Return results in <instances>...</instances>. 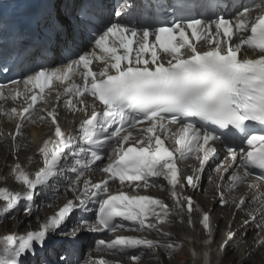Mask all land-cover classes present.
Masks as SVG:
<instances>
[{
  "label": "snow or ice",
  "instance_id": "1",
  "mask_svg": "<svg viewBox=\"0 0 264 264\" xmlns=\"http://www.w3.org/2000/svg\"><path fill=\"white\" fill-rule=\"evenodd\" d=\"M132 7L130 0H118L108 15L122 18ZM191 7L187 0H152L143 6V15L151 18L171 13L175 18L161 25L107 22L100 28L91 9L73 4L75 11L68 14L76 21L74 28L95 29L85 50L62 67L41 66L20 80H10L7 95L6 86L0 85V99L24 101L19 110L0 106L4 115L16 120L14 142L25 122L35 123L34 117L50 120L53 128L34 154L41 158L37 169L30 172L20 163L11 167L10 177L22 191L0 185V219L20 211L22 202L25 216L31 217L30 203L37 189L59 183L66 173L76 176L67 186L74 198L38 221L37 229L0 238V264H23L26 256H34L37 247L43 249L50 240L65 235L79 239L85 232H114L123 229L125 222L137 226V231L161 235L147 218L154 216L158 223L163 222L169 207L155 197L138 194L139 190L154 186L159 179L166 181L173 206L190 217L194 202L182 194L185 182L193 189L199 187L206 164L218 154L216 144L231 161L227 166L217 165V171L242 169L228 176L230 189L254 170L259 171L258 179L264 180V4L256 6L253 16V8L233 0V12L228 16L214 12L207 18L185 14ZM49 21L51 31L66 34L52 12ZM245 46L255 53L254 58L244 55ZM18 55H25L24 50ZM94 62L103 64L98 72L91 67ZM53 81L67 82L63 92L56 93L57 102L62 100L71 113L85 115L75 131L62 130L57 119L59 103L50 110L36 107L38 101L47 103L45 88ZM105 149L109 162L100 169L104 178L96 183L85 179L81 187L84 171L103 161ZM89 154L91 159L86 161ZM188 158L198 161L196 171L200 174L182 175L187 169L179 168L177 162ZM117 180L121 190L110 192L109 182ZM125 184L137 194L122 190ZM219 195L223 206L224 193ZM244 203L242 197L237 209ZM76 211L93 213L95 223L82 215L69 228L68 221ZM258 213H249L243 223L252 224L253 230L264 227V206ZM199 222L211 232L209 212L202 211ZM235 237V232L228 231L222 246L227 248ZM95 246L118 253L144 248L169 252L175 247L127 235L96 240ZM130 259L136 262L140 256ZM59 264H67V260L61 258ZM89 264L106 262L99 258Z\"/></svg>",
  "mask_w": 264,
  "mask_h": 264
},
{
  "label": "bare ground",
  "instance_id": "2",
  "mask_svg": "<svg viewBox=\"0 0 264 264\" xmlns=\"http://www.w3.org/2000/svg\"><path fill=\"white\" fill-rule=\"evenodd\" d=\"M36 129L34 130H30L29 133L31 134L30 135V139L32 140H37L39 139L40 137H38L39 135L43 134L45 132V130L43 128H41V125L38 124L35 126ZM0 159L4 160L5 159V156L2 155V148L0 146ZM4 187L12 190L14 188V185L12 183H5L3 184ZM215 213L213 210L210 211V216L212 218H216V216L214 217ZM228 213H224V216H227ZM215 222L218 223L217 227L216 228H219L221 225H222V222L223 220H217L215 219ZM170 229L172 230V233L175 234L177 232V227L175 226V222L173 223H170ZM176 235V234H175ZM170 238V237H169ZM218 238L217 235L214 234V241L213 242H209L208 244H214V242L216 241V239ZM174 239H176V237H174ZM191 241H193V239H191ZM207 244V245H208ZM175 249H177L178 244H175L174 245ZM247 245L244 247V242H241V244H236L234 245V247H232V252H230L229 254V257H227L226 259H222V258H216L212 264H242L243 262H248V264H264V257L263 258H260V255L262 254V252L264 251V248H259V250L257 252H254V253H248V250H247ZM225 249L222 248V251L220 254H222V252H225L224 251ZM246 251V255H242V253ZM161 254H163V251L160 252ZM179 254V253H178ZM174 257V256H173ZM176 257H179L178 255ZM231 258V261L233 260V262L231 263H227V259L230 260ZM185 262L187 263V261L184 260V264ZM178 263H182V261L180 260V258H178Z\"/></svg>",
  "mask_w": 264,
  "mask_h": 264
},
{
  "label": "rangeland",
  "instance_id": "3",
  "mask_svg": "<svg viewBox=\"0 0 264 264\" xmlns=\"http://www.w3.org/2000/svg\"><path fill=\"white\" fill-rule=\"evenodd\" d=\"M1 223V227H3V228H1V229H6L7 228V226L5 225V223L4 222H0ZM217 225H218V223L216 222V227H217ZM230 252H232V250L230 251ZM229 252V253H230ZM179 252L177 251V250H174V251H172L171 252V262L173 261V259L175 258V257H173V256H179V257H176V259L172 262L173 264H179L178 263V258H180V260L182 261V263H180V264H184L183 263V255H182V253L181 254H178ZM229 253H226V251H225V257H224V259H226L227 257H229ZM182 258V259H181ZM230 261H231V258H230ZM230 263V262H229ZM243 264H248V262H243Z\"/></svg>",
  "mask_w": 264,
  "mask_h": 264
}]
</instances>
